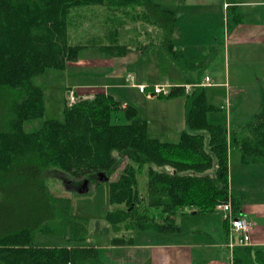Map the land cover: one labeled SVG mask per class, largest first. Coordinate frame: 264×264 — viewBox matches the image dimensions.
<instances>
[{
	"label": "trees",
	"instance_id": "obj_1",
	"mask_svg": "<svg viewBox=\"0 0 264 264\" xmlns=\"http://www.w3.org/2000/svg\"><path fill=\"white\" fill-rule=\"evenodd\" d=\"M227 2L231 4L226 19L229 29L240 24L242 17L231 12L235 0ZM95 6L128 12L142 7L149 23L161 25L165 36L162 48L178 69L197 74L186 84H202L205 76L209 58L193 57L176 48L177 14L153 0H0V215L7 205L23 207L19 220L5 216L0 221V264H79L100 256L96 248L34 246L40 235L80 241L89 235V219H77L70 199L54 197L48 191L45 180L49 170L56 169L73 181L91 180L99 185L104 183L99 174H106L110 181L127 159L124 171L109 185L108 201L114 209L107 213V223L116 230L178 234L181 229L172 218L183 210L205 215L231 201L234 214H240L239 200L230 188V148L240 149L245 164H264V114L233 133L227 124H211L209 114L218 108L209 101L203 86L190 94L177 87L170 96L160 97L185 99L189 130L181 134L179 142L151 138L148 122L138 118V109L130 103L124 107V101L112 94L66 104L63 122L46 121L40 130L26 132L24 124L43 118L46 110L45 90L34 80L48 70H67L84 50L96 48L72 44L70 34L73 14ZM97 48L113 58L133 51L121 44ZM120 112L127 123L113 124V117ZM147 164L145 207L159 210L161 221L149 218L141 209L137 176ZM113 243L133 246L134 239L115 238ZM256 261L264 264L259 253ZM233 264L256 263L237 247Z\"/></svg>",
	"mask_w": 264,
	"mask_h": 264
},
{
	"label": "rangeland",
	"instance_id": "obj_2",
	"mask_svg": "<svg viewBox=\"0 0 264 264\" xmlns=\"http://www.w3.org/2000/svg\"><path fill=\"white\" fill-rule=\"evenodd\" d=\"M153 0L159 4L163 9L174 11V6L177 8V13L183 16H177L178 24L180 27L194 24L198 29L203 31L205 28L213 29L214 32L219 33L228 27L227 14H223V0H210L216 3L215 11L212 15L207 10L209 7L204 8V12H208L205 17L201 16L199 11L198 15L191 14L187 9L185 2L181 3L180 0ZM209 1V2H210ZM249 2H259L261 0H247ZM199 0H194L193 3L198 4ZM169 4V5H167ZM217 4L219 7H217ZM225 7V5H224ZM182 10L181 12H179ZM210 10V9H209ZM197 11V10H194ZM227 11V9H226ZM200 15V16H199ZM150 24L146 18L144 9L142 7L132 8L129 10L114 9L110 7L95 6L84 8L76 11L73 14L72 22L70 24V34L72 36L71 43L78 45H87L91 47L90 53L101 54L102 52L97 47L103 45H113L112 42L118 39L134 38L148 30ZM138 30V31H137ZM219 30H221L219 32ZM205 32V31H203ZM139 33V34H138ZM201 34V32L199 33ZM115 39V40H114ZM119 44V41L117 43ZM132 44H134L132 42ZM137 44V43H136ZM132 45L133 50L139 49L138 45ZM256 46L249 48L246 46L242 49L240 57L226 59L218 57L215 61L209 64L206 69L207 74H210L214 79L220 83L228 82L232 88L229 89L228 103L224 96L219 93L212 95L211 103L215 105L218 110L209 114V122L215 125H227L229 131L233 133L249 124L254 123L257 116L264 114V50L257 49ZM224 57V54H222ZM108 63V62H104ZM205 71V72H206ZM93 77L88 75H81L78 81L83 82ZM93 79L104 80L103 76H94ZM35 84L43 87L46 97V110L45 115L41 119L28 121L24 124V129L28 133L40 130L46 121L58 120L64 121V108L67 105L77 103L84 97H79L76 94V89L67 88L76 86V71L67 69L65 71L48 70V72L34 80ZM132 87V86H131ZM218 91V90H217ZM226 92L225 89L218 92ZM72 92L74 93L75 101L72 100ZM136 93V92H135ZM128 93L123 91L117 95L118 100L125 101ZM232 94V95H231ZM116 96V95H115ZM130 96V93H129ZM133 95L132 97H134ZM148 97V96H146ZM145 96H140L137 92V97L131 99L130 105L138 109V118L148 122L149 135L151 138L159 139L166 142H179L181 134L175 133L176 126H181L186 123V108L185 99H158L156 102L147 101ZM222 97V98H221ZM150 98V97H148ZM159 98L160 97H153ZM130 99V97H128ZM223 105V106H222ZM126 107V105H124ZM262 117V116H261ZM264 118V117H263ZM175 120V122H174ZM113 124H126L124 112H120L112 119ZM129 163L127 159L122 162L117 172L111 176L110 181H105L99 185L87 180L88 191L81 193L85 181L71 180V177L63 174L62 172L53 169L49 170L46 178V187L54 197H61L70 199L72 202V214L77 218L89 219L87 230V240H70V237L64 238L62 235H47L37 236L34 241V246L37 247H85L99 249L101 256L87 261H82L79 264H136V255L117 256L111 254L112 251H106L107 246L113 243L115 238H129L134 239V243L142 244L147 242H154L158 238H177L179 240H186L195 238L196 241L208 242L212 240L224 238L226 243L229 242V226L223 219V213L216 211L210 214H194L192 211L185 213L180 211L175 215L172 220L174 224L180 227L181 232L178 234L159 233L153 231H128L125 228L116 230L110 224H107L104 219L108 212L114 209V206L109 205L108 193L109 185L118 179L119 175L124 171L125 166ZM243 156L239 148H235L231 154V174L235 173L236 184L242 182L241 176L248 174L247 179L252 181V178L260 179L258 174L255 175L254 171H264V164H251L242 167ZM245 164V163H244ZM150 165L147 164L138 173V188L140 196L142 197V207L145 209L146 215L149 218H156L161 221L159 210L154 208L147 209L145 206L148 200V170ZM158 171L172 172L170 167L158 168ZM264 174V173H263ZM256 179V180H257ZM251 194V193H249ZM27 195V194H25ZM27 204H24L26 207ZM31 206V203H28ZM7 209L3 210L0 215V221L4 220L7 216L9 219L19 220L22 217L23 207L15 206L13 204L7 205ZM187 212V211H186ZM160 223H164L163 221ZM174 226V225H173ZM162 241V240H160ZM256 263V259L254 260Z\"/></svg>",
	"mask_w": 264,
	"mask_h": 264
},
{
	"label": "crops",
	"instance_id": "obj_3",
	"mask_svg": "<svg viewBox=\"0 0 264 264\" xmlns=\"http://www.w3.org/2000/svg\"><path fill=\"white\" fill-rule=\"evenodd\" d=\"M180 1L181 3L185 2L191 14L198 15L199 11H202L200 15L203 17L210 15L216 8V3L210 0H199L198 4L193 3L194 0ZM223 2L225 5L227 0H223ZM235 2L234 6L232 5L234 10L231 12L239 14L242 17V22L233 28L228 29L227 27L226 31L225 29L222 31L219 30V32H221L218 36L216 35L217 32H214L213 29L205 28L203 29L205 32H203L194 24L180 27L178 24L179 20H177L176 30L173 36L176 48L185 50L188 55L193 57H208L209 64L213 63L215 58L218 57L224 58V61L228 58L230 59L231 54L236 58L240 57L242 49L246 46L249 48L256 46L255 50L262 49L263 51L264 0L259 2L235 0ZM168 3H170L169 0ZM224 5L223 14L226 15L225 12L229 14V10L226 11ZM207 7H209L210 10L207 9ZM217 7H219L218 4ZM204 8H206L210 14L206 11L204 12ZM173 9L177 16L184 15V13H177L176 6H174ZM181 11L182 10L179 12ZM150 24L152 25L148 26V30L144 35L142 34V36L138 33L139 35L134 38L123 37L117 40L121 45H129L132 47V45L137 43L136 45L140 47L122 58H113L102 54L90 53L91 51L89 50L91 48L84 50L80 59L77 62L70 63L68 66V69L76 71V86L67 88V91L71 88H75L76 94L79 97H84L83 99H92L97 94H112L117 98V95L125 91L128 94L126 96L122 95L121 97H126L124 105H127L129 102H132L131 99L137 97V92L140 96L146 97V95L141 94L137 88L131 87V79H129L131 75L134 77L137 85L148 86L160 84L181 86L186 85V81L190 77L196 78L197 74H184L178 69L170 56H168L162 48L165 36L161 25L156 23ZM200 32L201 34H199ZM117 41L112 42V44L115 45ZM132 42L134 44H132ZM222 54H224V57ZM83 74L93 78L94 76L101 75L104 80L92 78L89 82L88 80L83 82L78 81V77ZM207 77L211 80L210 83L206 84L209 101L211 102L212 95H217L219 93L221 96H224L229 105V92L233 93L229 89H231L232 86L228 82H218L210 74H207V71L202 79V83H205ZM223 89H225L226 92H218ZM133 95L135 96L132 97ZM128 97H130V99H128ZM146 99L149 102H156L157 99L158 102L159 100L161 101V98L151 99L146 97ZM225 123L227 124V121ZM188 130L186 121V123H182L179 127L177 125L174 131L175 133L182 134ZM235 148L236 147L230 148L229 166H231V154ZM246 165L247 164L243 163L242 167ZM254 172L255 175L258 174L262 178L257 179L258 176H256L252 178L250 182V180L247 179L248 173L241 176L242 182L237 184L235 173L233 172L231 174L230 172V188L231 191L235 193L240 203V214L238 216L251 221L254 225L251 243L248 246L239 247V249L247 251L252 261L256 259L258 253L264 261V171ZM183 211L189 213L191 210L187 209ZM104 221L106 220L104 219ZM235 238L238 241L239 237L237 235ZM228 243H226L223 237L214 240V242H212V240L200 242L196 241L195 238L186 240H179L177 238H158L154 242L142 244L134 243L133 246H115L114 243H112L107 246L106 251H112L111 254L117 256L123 254L126 255L127 258H130L131 254L136 255V264H233ZM256 264H258L257 261Z\"/></svg>",
	"mask_w": 264,
	"mask_h": 264
},
{
	"label": "built area",
	"instance_id": "obj_4",
	"mask_svg": "<svg viewBox=\"0 0 264 264\" xmlns=\"http://www.w3.org/2000/svg\"><path fill=\"white\" fill-rule=\"evenodd\" d=\"M230 6L231 4H229L228 2L225 3V9H228ZM129 79H131L130 85L132 87L137 88L141 94H144L150 98L168 97L170 96L172 89L177 87L184 88L185 93L190 94L196 87L206 86L207 83L211 82L210 78L207 77L205 79V83L203 84H190V85H181V86L160 84V85L148 86V85H137L132 75L129 77ZM71 95H72V100L75 101L74 93L72 92ZM216 210L223 213L224 220L229 226L228 247L230 248L232 262H233L235 249L237 247L248 246L251 243V235L254 229V225L251 221L236 216L234 214L231 201H229L228 203L219 204ZM236 235L239 237L238 241L235 238Z\"/></svg>",
	"mask_w": 264,
	"mask_h": 264
},
{
	"label": "water",
	"instance_id": "obj_5",
	"mask_svg": "<svg viewBox=\"0 0 264 264\" xmlns=\"http://www.w3.org/2000/svg\"><path fill=\"white\" fill-rule=\"evenodd\" d=\"M98 177L103 182L109 181V178L104 173L99 174ZM88 183H89L88 181H85L84 186L81 190V193H86L88 191Z\"/></svg>",
	"mask_w": 264,
	"mask_h": 264
}]
</instances>
